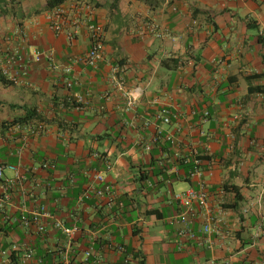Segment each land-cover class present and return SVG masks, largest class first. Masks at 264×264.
I'll return each mask as SVG.
<instances>
[{"label": "crops", "instance_id": "0c3cea01", "mask_svg": "<svg viewBox=\"0 0 264 264\" xmlns=\"http://www.w3.org/2000/svg\"><path fill=\"white\" fill-rule=\"evenodd\" d=\"M64 5L82 7L104 27L98 68L79 62L65 72L71 57L86 55L90 39L84 27L73 43L51 30L47 0H0V61L19 51L28 71L19 83L0 82V264H11L7 250L16 242L35 248L28 264L60 260L50 253L64 243L60 233L45 241L19 225L41 204L81 227L74 264H264V0ZM34 51L40 62L33 61ZM66 78L76 83L68 87ZM126 93L137 96L134 108L128 109ZM162 105L179 117L170 125L155 119ZM157 130L174 135L186 161L171 164L175 191L196 185L188 175L193 153L202 160L216 230L212 247L179 234L177 204L159 180L165 175L160 160L172 159L175 150L162 141L149 154L143 148ZM45 162L55 168L43 169ZM100 172L119 193L111 206L106 198L80 200L102 186L94 180ZM204 221V215L193 218L196 234Z\"/></svg>", "mask_w": 264, "mask_h": 264}, {"label": "built area", "instance_id": "2783aa9c", "mask_svg": "<svg viewBox=\"0 0 264 264\" xmlns=\"http://www.w3.org/2000/svg\"><path fill=\"white\" fill-rule=\"evenodd\" d=\"M82 7H73L60 5L51 11L48 15V22L51 30L55 33H64L69 41L73 43L76 36L80 33L81 29L84 27L88 31L90 39V49L84 57H71L70 63L65 67V72L70 73L74 63L83 62L85 65L96 69L100 61L103 59L104 48H105V31L104 27L95 21V19L89 15L82 12ZM157 25H152L151 29H156ZM34 62H40L42 59L41 53L39 51H34L33 57ZM2 73L7 76V78L13 83H19V81L26 77L28 74L27 68L24 65L23 55L19 51H14L8 55L3 60V65L1 67ZM66 84L68 87L73 86L76 82L70 78H66ZM118 85L121 89L124 88L125 79L119 78ZM125 96L128 98L127 107L128 109L134 108L136 95L126 93ZM78 102H85L82 96L77 98ZM209 116L208 111L203 113V118L207 119ZM178 115L175 114L169 107L162 105L156 112L155 119L160 121L162 124L170 125L173 120L178 119ZM153 124V121L149 120L144 123L145 127H149ZM160 141L165 143H170L173 153L172 159L168 155L160 160V165L163 168L165 175L159 177V180L164 182L167 187V193L177 204L178 216L177 219L182 225L179 234L182 237L188 238L190 240H197L206 243L210 247L213 246L212 235L216 230L213 227L214 217H213V206L211 204V189L206 180L203 179L204 172L201 168L202 160L194 152L195 156L193 160V165L188 175L191 179H195L196 185L194 187H189L187 189L175 191L172 187V178L174 171H177L176 166H172L174 162L184 161L182 156L178 151H176L178 142L174 135L169 133H163L162 130H157L156 135L151 139L150 142L145 143L143 146L146 153H151L153 145L159 143ZM96 157H99L97 154ZM174 161V162H173ZM173 162V163H172ZM186 162V161H184ZM3 166H0V179L3 177ZM16 173L18 172L17 167L9 166ZM43 169H53L55 165L50 163H43ZM106 169H112V163L106 161ZM176 169V170H175ZM94 180L100 183L102 186L93 189L92 192H85L81 201L84 199H90L92 196L97 199V202L106 198L108 205L111 206L116 203L118 199V191L112 184L106 183V178L103 173H97L94 176ZM13 185H5L3 187V200L9 198V188ZM37 182V186H40ZM152 185V184H151ZM118 206L123 211V203L117 201ZM199 215L205 216V221L203 224L202 234H196L191 224L193 218ZM19 225L26 231V233L33 234L41 240H50L52 235L60 233L64 241L63 244L56 245V248L51 250V254L58 256L59 261L54 260L53 264H74L76 260V252L78 247V240L82 236V229L78 225H67L60 217L54 214L46 205H39L36 209L29 212L27 216H22L19 219ZM99 234H94V241L97 240ZM94 241L91 242L90 246L84 251L82 255V261L88 262L91 257L94 248ZM117 250L121 253H125L126 249L122 245H117ZM3 254H6L3 251ZM36 257L35 248L28 242H16L11 245L7 250V261L13 264V259H18L21 264H28L34 261ZM131 260L127 257L126 262ZM40 264H43L39 260Z\"/></svg>", "mask_w": 264, "mask_h": 264}, {"label": "trees", "instance_id": "16d2710c", "mask_svg": "<svg viewBox=\"0 0 264 264\" xmlns=\"http://www.w3.org/2000/svg\"><path fill=\"white\" fill-rule=\"evenodd\" d=\"M67 1L68 0H47V10L51 12L55 8L59 7L60 5H64ZM2 65H3V62L1 63V61H0V82L3 83L4 85L15 84L12 81H10L7 78V76H5L2 73V71H1ZM252 91H261V89L260 88H255V89H252ZM27 118L20 119L19 122L23 123V122H25L27 120ZM225 188L228 190V187H225ZM231 189L236 192V198H237V201H238L240 199L238 188L236 186H234ZM126 252H130V251L128 249H126ZM121 263L123 264V261H121Z\"/></svg>", "mask_w": 264, "mask_h": 264}, {"label": "rangeland", "instance_id": "374dc122", "mask_svg": "<svg viewBox=\"0 0 264 264\" xmlns=\"http://www.w3.org/2000/svg\"><path fill=\"white\" fill-rule=\"evenodd\" d=\"M183 186H184V184H183ZM186 186V185H185Z\"/></svg>", "mask_w": 264, "mask_h": 264}]
</instances>
